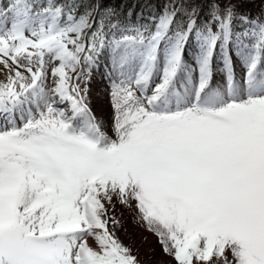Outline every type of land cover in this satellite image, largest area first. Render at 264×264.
<instances>
[{"label":"snow or ice","instance_id":"6c2138e0","mask_svg":"<svg viewBox=\"0 0 264 264\" xmlns=\"http://www.w3.org/2000/svg\"><path fill=\"white\" fill-rule=\"evenodd\" d=\"M244 2L0 0V264H139L117 203L176 264H264V10Z\"/></svg>","mask_w":264,"mask_h":264},{"label":"rangeland","instance_id":"374dc122","mask_svg":"<svg viewBox=\"0 0 264 264\" xmlns=\"http://www.w3.org/2000/svg\"><path fill=\"white\" fill-rule=\"evenodd\" d=\"M103 68L96 75V82L93 84V110L98 118H108L110 107L107 101L106 87L101 82ZM3 74L0 73V80ZM115 214L121 219L123 227L117 231L119 240L131 248L132 254L139 260V264H176V261L167 256L160 245L158 238L149 232L142 221H138V213L133 209L129 210L119 203L116 204Z\"/></svg>","mask_w":264,"mask_h":264},{"label":"trees","instance_id":"16d2710c","mask_svg":"<svg viewBox=\"0 0 264 264\" xmlns=\"http://www.w3.org/2000/svg\"><path fill=\"white\" fill-rule=\"evenodd\" d=\"M104 2L106 5H111L122 12H127L134 6L135 12L143 11L144 15L147 16L154 7L159 12L166 0H104ZM178 6L179 4H177ZM262 10H264V0H253L251 3L244 2L237 9L238 12L249 13L252 16H258ZM201 17H203V13H201ZM133 19H135V14Z\"/></svg>","mask_w":264,"mask_h":264}]
</instances>
